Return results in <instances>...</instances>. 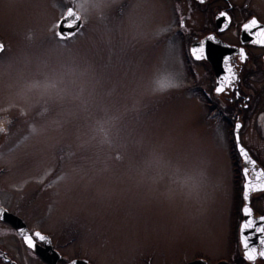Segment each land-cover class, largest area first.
I'll return each mask as SVG.
<instances>
[{"label": "rangeland", "instance_id": "obj_1", "mask_svg": "<svg viewBox=\"0 0 264 264\" xmlns=\"http://www.w3.org/2000/svg\"><path fill=\"white\" fill-rule=\"evenodd\" d=\"M169 3L0 0V153L69 253L110 264L221 245L227 123L194 87ZM67 5L81 24L61 36Z\"/></svg>", "mask_w": 264, "mask_h": 264}, {"label": "flooded vegetation", "instance_id": "obj_2", "mask_svg": "<svg viewBox=\"0 0 264 264\" xmlns=\"http://www.w3.org/2000/svg\"><path fill=\"white\" fill-rule=\"evenodd\" d=\"M71 3L72 0H67ZM170 9L174 8L175 33L182 40L183 60L188 72L193 75L194 87L204 96V102L227 123L226 159L229 168L230 201L225 224V232L221 245L217 250H198L194 253H174L177 260H170L169 253H126L123 262L120 258L111 257L110 264H249L243 258L244 249L239 240V226L243 219L241 208L244 177L241 173L242 161L236 151L233 128L239 121L242 145L257 161L258 168H264V47L249 43L251 37L242 31V25L252 16L264 24V0H168ZM121 6V0H120ZM119 6V8H120ZM122 7V6H121ZM172 8V9H173ZM228 11L231 23L223 32L219 31L223 18L217 19L220 11ZM184 26H181V20ZM208 35H214L217 42L206 41L207 59L195 61L189 54L190 46ZM245 48L248 59L241 64L238 55L235 64L238 66L239 83L237 88L241 98L235 93L216 94L214 91L217 79L223 73L222 60L225 55L233 54L239 48ZM6 43L0 38V53ZM203 63L208 71L207 79L202 82L201 69L197 65ZM216 70V73L213 70ZM244 97H249L248 107H243ZM7 113H0V127L5 131ZM3 131V132H4ZM9 159L0 153V207L7 210L8 215L0 221V264H109L101 253H69L57 241L51 229L50 205H38L36 208L24 209L22 202L23 183L21 178L12 179V166ZM249 205L255 217L264 216V192L253 193ZM40 206V207H39ZM44 222V223H42ZM49 224L50 226L46 225ZM26 229L29 233L39 231L50 239V243L37 241L36 248L25 246L18 229ZM252 243L257 245V238ZM106 254V253H104ZM254 264H264L258 258Z\"/></svg>", "mask_w": 264, "mask_h": 264}, {"label": "snow or ice", "instance_id": "obj_3", "mask_svg": "<svg viewBox=\"0 0 264 264\" xmlns=\"http://www.w3.org/2000/svg\"><path fill=\"white\" fill-rule=\"evenodd\" d=\"M199 2L204 3L205 0H199ZM220 18H223V24L219 31L223 32L231 23L232 18L226 10L218 13L217 19ZM181 26H184L183 19L181 20ZM242 31L251 37L249 43L264 47V24H261L256 16H252L242 25ZM206 41L217 42L214 35H208L205 39L199 40L198 43L189 50V54L193 60L201 61L207 59ZM237 55L241 64L248 59L247 52L243 47L236 50L235 53L223 57V73L217 79V84L214 89L216 94L228 93L231 91L235 93L237 99L241 98V93L237 88L239 83L238 66L235 64ZM243 99L245 101L243 107L247 108L249 97H244ZM241 128L242 124L237 121L233 128V138L236 151L242 161L241 173L244 177L242 198L244 205L241 208V213L245 218L239 226V240L244 249L243 258L249 262V264H254L258 258L264 259V216L255 217L253 215V209L249 205V200L251 194L264 192V168L257 167V161L251 157L249 151L242 145L239 135ZM7 215V210L0 207V221H3ZM18 232L22 236L25 246L29 249L34 250L37 241L50 243L49 237L39 231L29 233L26 229L21 228L18 229ZM254 237L257 238L258 246L252 243ZM72 264H77V262L72 261Z\"/></svg>", "mask_w": 264, "mask_h": 264}, {"label": "water", "instance_id": "obj_4", "mask_svg": "<svg viewBox=\"0 0 264 264\" xmlns=\"http://www.w3.org/2000/svg\"><path fill=\"white\" fill-rule=\"evenodd\" d=\"M79 24L80 18L78 14L72 8L67 7L57 20L55 31L61 36L69 35L79 26ZM213 70L216 73L214 67Z\"/></svg>", "mask_w": 264, "mask_h": 264}]
</instances>
